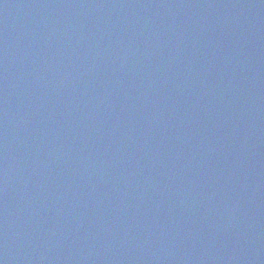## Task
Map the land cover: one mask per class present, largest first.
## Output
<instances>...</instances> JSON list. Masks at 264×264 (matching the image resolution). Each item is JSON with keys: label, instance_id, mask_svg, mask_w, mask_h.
Instances as JSON below:
<instances>
[{"label": "water", "instance_id": "95a60500", "mask_svg": "<svg viewBox=\"0 0 264 264\" xmlns=\"http://www.w3.org/2000/svg\"><path fill=\"white\" fill-rule=\"evenodd\" d=\"M0 264H264V0H0Z\"/></svg>", "mask_w": 264, "mask_h": 264}]
</instances>
